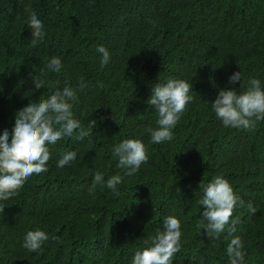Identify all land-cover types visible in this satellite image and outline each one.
Listing matches in <instances>:
<instances>
[{
    "label": "trees",
    "instance_id": "obj_1",
    "mask_svg": "<svg viewBox=\"0 0 264 264\" xmlns=\"http://www.w3.org/2000/svg\"><path fill=\"white\" fill-rule=\"evenodd\" d=\"M32 11L46 33L35 47ZM99 45L111 57L103 68ZM52 57L61 59L59 73L45 67ZM235 72L242 80L229 84ZM169 77L192 84L193 100L173 139L153 144L146 129L157 127V115L146 101ZM250 78L264 88V0H0V133L11 132L18 110L65 85L77 91L74 118L85 128L96 121L83 141L48 145V171L0 201V264H131L169 215L182 231L173 264H229L232 237L210 240L197 227L199 185L215 175L245 202L232 217H240L233 236L244 264H264V120L253 130L224 127L211 107L219 89L243 91ZM127 138L140 139L149 157L132 176L112 152ZM69 150L76 160L57 167ZM97 172L123 177L119 195L99 184L90 192ZM37 229L49 238L30 252L24 237Z\"/></svg>",
    "mask_w": 264,
    "mask_h": 264
},
{
    "label": "clouds",
    "instance_id": "obj_2",
    "mask_svg": "<svg viewBox=\"0 0 264 264\" xmlns=\"http://www.w3.org/2000/svg\"><path fill=\"white\" fill-rule=\"evenodd\" d=\"M28 27L31 29V44L35 47L44 39L46 33L43 22L34 11L30 13ZM96 50L102 54L100 65L103 68L111 58L110 53L103 45L97 46ZM45 67L48 71L59 73L62 68L61 59L52 57ZM241 80V72H235L229 77V84H236ZM32 82L36 90L44 87V81L37 75L32 77ZM97 86L103 87L102 82H98ZM78 87L81 90L88 87L83 77ZM243 87L242 83L241 88ZM192 90V84L172 77L165 83L157 82L152 86L151 95L146 101L157 115V127L146 129L151 143L160 144L173 139L172 130L186 106L193 100L190 95ZM76 100V89L65 85L62 90L57 89L46 98L42 95L38 101L30 102L18 110L11 132L5 129L0 133V201H7L17 195L33 174L39 175L48 171L47 162L51 158L48 145H54L66 137L83 141L92 133L95 120H89L88 127L85 128L74 118L72 102ZM211 107L224 127L253 130L256 122L264 120V88L260 80L250 78L243 91L235 88L219 89ZM112 152L118 159L117 167L125 169L126 176L135 175L140 166L149 159L147 148L140 139H123L113 146ZM76 158L77 152L69 150L58 160L57 167L62 168ZM122 182L121 175H113L105 180L103 174L97 172L93 176L90 192L99 184L106 185L119 195L117 186ZM199 190L201 198L198 204L203 207V211L197 227L203 229L210 240L219 239L222 233L227 232V236L232 237L226 247L229 264H244L246 253L243 251V242L239 236H233L240 217L232 218L235 209L244 206V200L235 194L229 181L222 175H215L207 183L201 181ZM247 207L252 214L256 212L251 203ZM4 209L0 206V211ZM181 237L180 220L171 215L165 217L162 229L157 228L155 234L145 240V244L150 246L137 250L131 264H173L175 254L182 247ZM48 238L47 233L42 230L28 231L23 247L30 252H36Z\"/></svg>",
    "mask_w": 264,
    "mask_h": 264
}]
</instances>
